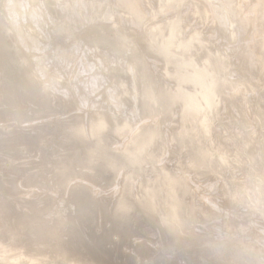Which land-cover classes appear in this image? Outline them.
Segmentation results:
<instances>
[{
	"label": "bare ground",
	"instance_id": "bare-ground-1",
	"mask_svg": "<svg viewBox=\"0 0 264 264\" xmlns=\"http://www.w3.org/2000/svg\"><path fill=\"white\" fill-rule=\"evenodd\" d=\"M145 1L149 9L145 7L144 0H0V79L7 82L18 75L28 80L26 83L31 82L29 84L35 89L41 85L43 90H49L57 97H72L78 108L93 114L90 128L86 119V127L83 125L84 117L75 125L74 137H79V142L87 141L84 128H87V136L100 137L103 130H108L123 139L122 144L113 149L106 147V143L101 144L104 151L94 157L91 152L95 150H90L91 158L85 160V165L80 159L78 166L75 163L68 166L69 163H66L68 168L65 166L55 171L50 161H45L49 166L43 163V168L54 169V172H48L49 179L42 177L43 174L38 171L32 172L33 167L26 169L19 165L18 170L23 169V174L14 167L20 178L9 180L5 172H10L11 164L9 168L0 165V179L2 177L4 180L3 184L0 181V187H3L0 188V264H213L207 258L210 254L205 252L203 255L204 251L200 249L204 250L207 244H217L222 250L225 244L230 245L231 237L226 238L227 225L219 221V216L214 218L210 211L196 213L187 206L183 207L186 203L179 196V191L186 189L187 183L194 187L196 179L206 174L225 178L221 187L228 202L227 207L232 204V208L238 202L252 206L249 202L254 197L246 192L253 190L260 203L255 202L252 207L263 215L261 207L264 196L261 190L264 189V172L261 170L264 171V128L260 127L264 126V107L257 100L248 99L255 93V86L249 82V78L236 74L230 68L233 65L229 63L228 54L220 50L211 52L204 37L206 35L198 33V30L190 31L185 24L189 20H185L184 16L188 10L200 15L205 8L210 15L209 24L216 25L219 34H228L229 40L224 43H229L231 48L239 43L241 45L238 30L242 26L255 25L257 39L250 48L253 51V65L256 66L262 58L256 54L255 44H261L264 48V22L256 21L255 16L260 12L264 19V0L263 5L259 4L261 0H254L252 4L248 0H159V6L155 5V0ZM243 2H248L247 8L251 11L248 20H245L248 16L244 15L245 19H239L240 15L236 12ZM237 11L242 12L241 9ZM75 28L80 41L75 42L70 51L62 52L53 40L55 33L65 31L66 37H70L74 35ZM229 47L224 48L229 50ZM56 48L60 50L56 51ZM143 49L165 63V76L173 83L166 85L155 81V75L148 67L150 61L147 63L140 56ZM53 70L56 71L55 76ZM125 70L143 78L141 90L136 87L137 84L133 91L127 89L128 82L121 77ZM238 92L243 93L248 104H238L241 97ZM98 96H101L100 99ZM127 99L132 101L142 116L148 113V107L159 112H154L158 118L151 119L153 121L150 128L147 127V132L138 128L143 122L140 114L132 109L125 112ZM258 103L260 105L256 107ZM222 105H225L226 111L230 107L235 108V113L230 112L225 116ZM246 110H253L254 117H247ZM173 114L179 116L181 121L168 133H171L174 145L186 142L177 147L183 148L181 153L185 157L178 156L177 165L168 166L166 156L162 155L174 145H165L168 139L166 134L162 138V134L166 133V121L163 120L169 115L173 117ZM21 115L19 111L12 115L18 127L22 123ZM236 127L243 131L237 133L234 131ZM136 129L139 130L132 135ZM258 132L261 140L257 146L262 148L260 152L263 154L262 157L258 154L262 162L260 170L252 164L253 161L251 164L247 161L249 165L245 168L250 173H246L245 177L239 176L232 169L235 166L231 168L228 165L233 151L227 144L232 141L236 150L242 142L244 147H249ZM226 140L230 141L225 143ZM217 142L220 151L214 149V146H218ZM21 147L27 146L22 144ZM239 147V151L244 150ZM43 151L50 152L47 148ZM239 153L245 156L244 151ZM43 156L51 157L49 153ZM157 160L159 163L163 161L169 169L159 168L158 173L155 171L157 175L152 176L149 171L157 168L151 164ZM98 162L106 163V169L100 171ZM186 164L198 169L196 179L193 174L182 179L171 173L175 171L174 167ZM145 165L151 169H142ZM107 169L116 171L114 178L108 180L111 184L109 187L114 191L106 193V203L111 201V208L96 198L102 188L92 181ZM242 169L243 166L238 170ZM135 174L141 179L131 180ZM102 177V180H107V176ZM11 190L15 193L11 194ZM197 190L196 193H199ZM202 200L206 199L198 198V203L204 208L207 200L206 203ZM183 208H186L185 212ZM236 208L234 206L233 210H229L232 212L227 214L230 227H233L232 219H240L244 214ZM148 212L152 218H149L151 215ZM198 217L207 226L211 225L197 228L202 225V221H196ZM210 219H219V222L216 224ZM209 231L215 234L211 235ZM240 232L238 230L239 235ZM245 240L236 243L240 246L246 244L252 249L255 242L252 237L248 242ZM263 245L254 248L259 252L264 249Z\"/></svg>",
	"mask_w": 264,
	"mask_h": 264
},
{
	"label": "rangeland",
	"instance_id": "rangeland-1",
	"mask_svg": "<svg viewBox=\"0 0 264 264\" xmlns=\"http://www.w3.org/2000/svg\"><path fill=\"white\" fill-rule=\"evenodd\" d=\"M252 1H254V0H248V2L250 4H252L251 3ZM255 1H257V0H255ZM145 2L146 1L144 0V5L146 4ZM188 2H191V0H188ZM248 2H243L240 5V8H238L239 10L240 9L242 10L241 14H240L239 11H237L238 9L236 10V12L239 13L238 15H240L239 19H241V20L245 19L246 16H248V17H246L245 20L250 19L251 11L250 12L248 11V10H250L249 8H247V3ZM154 3H155L156 6L160 5L159 0L158 1L155 0ZM260 3H261V5H263L262 0L259 1V4ZM253 5H254V3H253ZM185 6H187V5H185ZM145 7L147 8V5H145ZM203 8H204V6H203ZM147 9H149V8H147ZM246 10H247V12H246ZM189 11L190 10H188L189 14L187 13L184 16L186 18L185 20H189L187 22L185 21L186 27H188V29H190V31L198 30L199 31L198 33L203 34V36L206 35L207 37L206 36H204V37H205L206 41L208 42L209 49H210L211 52H216V51L218 52L220 50L221 53H222V51H224V53L226 52V54H228L229 59H230L229 63H230V65L231 64L233 65V66L231 65L232 67H230V68L233 71H236L235 72L236 74H238L240 76L242 75L246 79L249 78L248 79L249 82L252 85L255 86V90H253L255 93H253V94L251 93L252 95L248 99H251V100L253 99L254 101L257 100V102H259L264 107V83H263L264 82V62H263L264 48L262 49V47L260 46L261 44L256 45L254 43L255 47H256L255 49H256V52H257L256 54L257 55L259 54L260 55L259 57L262 58L259 61L260 63L258 65H256V66L253 65L254 64V59L251 57V54H252L253 51L251 52V48H250L251 43L254 41V39L255 40L257 39L256 38L257 37L256 34H254V32L256 31V26L252 25V24H250V25L248 24L246 26L245 22L243 21L244 23L243 22L242 23L245 24V26H242L241 30L240 29L238 30V36H239L240 39L242 38V40H240L241 41V45L239 43V45H235L234 48L233 47L231 48V47H229V43L228 44H227V42L224 43V41L229 40L228 34L227 33H224V35H222L221 33L219 34L218 31H217L218 27L216 25L212 24V23L209 24L210 21L208 20V17L210 15L208 16L207 11H205V8L203 10H201L204 13L201 12L200 15H195L194 13H190L191 11L190 12ZM259 13L255 16L256 17L255 18L256 21H260V22L263 21L264 22L263 13H260V14ZM191 14H192V16H191ZM231 15L234 17L233 14H231ZM197 16H198V18H197ZM246 23H248V22H246ZM75 30H76V33H75ZM75 30L73 31L74 35L70 36V37H66L67 35L65 34L66 33L65 31H63L61 33L58 31L59 33L58 32L55 33L53 40H54V42L56 44L59 45V48L61 49V51L63 50L62 52L70 51L69 49L70 48L72 49V47H74L75 42L80 41V39H78L76 37V35L78 34L77 33L78 30L76 28H75ZM223 44H225V45H223ZM231 44H233V43H231ZM221 47H222V50H221ZM224 47H226V48L229 47V50L225 49ZM60 49L56 48L55 50L57 51V50H60ZM141 51H142V53L140 54V56L143 57L142 59L144 61H146L147 63L150 61L148 63L149 64L148 67H150L149 68L150 72L154 73L155 81L159 82V84L163 83V84H166V85H170L171 83H173V82H171L172 79H168V77L165 76L166 75L165 74V68H166L165 67V63L163 61L158 60L157 58L153 57L152 55H149V53H147V51H145L144 49L141 50ZM146 55H147V57H146ZM68 56L71 57V55H68ZM159 62H161V63H159ZM69 70H71V68ZM125 71H123V73L121 74V77H122V79H124V82H128L127 83L128 84L127 85V89L129 88L130 91H133L134 85L137 84L136 87L141 90L142 89L141 86H142V83H143V78H141L140 76H134V75H132V73L128 72L127 70H125ZM240 71H242V72H240ZM235 73H232V75L235 76ZM52 74L55 76L56 71L53 70ZM257 78L260 79V80H258ZM26 82H28V80H24V79H22L21 76H18V75H16L15 77H12V79L10 81H7V82L2 81V79H0V165L3 166V167L9 168V165L11 164V167L9 169L10 172H5L6 179L10 180V178H13V177H14V179L20 178L18 173L21 172L23 174V169H21V171L18 170L19 169V165H20V168H26V169L27 168L31 169L30 167H33L35 169H31L32 172L38 171L40 174L41 173L43 174L42 177H46V178L49 179V175H50L49 173L54 172V169H52V171H50V170L47 169V167L43 168V165H42L43 163L47 164L50 161V164L54 168H56L55 171H58L59 169L62 170L64 168H66L65 167V166H67L66 163L67 164L69 163L68 166L70 165V163L71 164L75 163V165L78 166L79 165L78 162L81 161L80 159H82L81 163L83 162V164L85 165V162L87 160H90V158H91L90 155L91 154H92V157H94V155H96L97 153L101 154L104 151L103 147H100L101 144H103V143L105 144L106 143L105 146L108 147V148H111V149H113V147L116 146V145L122 144L121 141L123 139L117 137V135L113 134V132H110L108 130H103L99 134V135H101L100 137H97L98 135L97 136L93 135L92 136L93 138H92L91 136H87V128L85 129L84 127H83L84 128V133H85V137H86L87 141L86 142H84V141L83 142H79L78 140H80V138L78 137L79 138L78 139L77 137H74V135L76 136V134H74L73 129H74L75 125H77L78 122L80 121V118H83V117H84L83 118V125L84 126L86 125V122H85V119H86V121H88L87 122V126L90 128L89 125L91 123L90 122L91 121V116L93 114L92 113H88L87 110H85L83 108H78L76 106L75 102L72 100V97H70V96L68 98H62V97L59 96L60 97L59 98L55 94H53L51 91L46 90V89L43 90V87L41 85L39 86L38 89H35L34 86L29 84L31 82H29V83H26ZM130 83L131 84L133 83V84L131 85ZM130 85H131V87H130ZM64 87H67V86L64 85ZM40 92H42V93H40ZM238 93H239V96L242 97V98L239 97L238 104H242V102H243V105L248 104L247 103L248 99L244 98L245 96L243 95V93L242 92H238ZM100 97L98 96V99H100ZM58 101H59V103H58ZM244 102H245V104H244ZM224 103H225V101H223V104ZM259 103H258V105H256V107L260 105ZM47 104H48V106L46 107ZM132 104H133L132 101L127 99V102H126V105H125L126 106L125 107V112H128L130 109H132L135 113L137 112L136 114H140L141 118H143V120H142L143 122L139 124L138 128H140V131H142V132H147L148 128H150V126H151L150 125L152 123L151 121H153L151 119H154V118L157 119L158 117L156 118V116H157V114H159V112L155 109V111H157L158 113L156 114V116H154L155 115V113H154L155 111L153 109H151V107H150V109L153 110V114H152L151 113L152 111H150V109L148 107V111L147 112L149 114L147 113V114H145V116H142L141 115L142 113L141 112L138 113L137 109L135 108V105H132ZM132 106H134V107H132ZM224 106L225 105H222V108ZM42 108H44V109H42ZM223 109H224V111L222 110V113L225 116H227V113L229 115L230 112L235 113V108L233 109V107H230V110L228 109L227 111H226L225 107ZM18 111H19V113L23 114V115H21V118H20V119H22L21 120L22 123L20 125L21 128L18 127L19 125H16L17 123L14 122V116H12L13 113L18 112ZM25 111L27 112L26 114L23 113ZM246 114H247V117H249V116H251V118L254 117L253 116V110H251V111L246 110ZM85 116H87V118ZM236 117L239 118L242 121L241 117H238V115H236ZM20 119H19V121H20ZM163 121L164 122L166 121L165 125L163 124L165 126L164 127V130H165L164 132H166V133H164V134L161 133V134H162V138H163V135L166 134V136H167L166 138L168 139V142L165 141V145L168 147V145H174V143L172 141L171 133H168V132L169 131H173V128L177 127L179 125L181 119H179V116H175L173 114V117H172V115H169V116L165 117V119ZM173 124H174V126H173ZM170 125H171V127H170ZM96 126H98V125H96ZM166 127H167V130H166ZM261 128L263 129L264 126L260 127V129ZM137 130H139V129H136L132 133V135H134L135 132H137ZM250 130L251 129H249V131ZM234 131H236L237 133H241L243 131V129L241 130L238 127H236L234 129ZM252 132L253 131L251 130V133ZM89 134H90V132H89ZM253 134H254V132H253ZM257 134L258 135H255V137H254L255 141L252 142V143L249 142L250 144H252V145H249V147L248 146L244 147L245 144L243 142H242V144H239V146L240 145L241 146L240 147L238 146V147L239 148L242 147L244 149V150H240V151H239L238 147H237L238 151L236 150V147L235 148L233 147L234 145L231 144L232 141L231 142H229L230 140L229 141H227V140L225 141V143L229 142V144H227V145L231 148V151H233L232 152V156L230 158L231 161H229L230 164L228 163V165H231V168L233 166H235L236 168L238 167L237 169H235V167L232 168V169H234V172L236 171L237 172L236 174H238L239 176L245 177L246 173H250L249 170H248V172H246L247 169L245 167L249 165V163L247 161H250V164L252 163L251 161H253L252 164L255 165L257 170H260L259 165L261 166L262 162L259 161L258 154H260L259 156L262 157L263 154H264V151L262 152L263 153L262 154L260 152V151H262V148H259V146H257V142L260 143V140H261V138L258 137L259 136V132ZM168 135H170V136L168 137ZM75 138H77V140H75ZM256 138H258V139H256ZM101 140H102V142H101ZM95 141H97L99 143H97ZM126 142H128V140H126ZM184 143H186V142L182 141V143H180V144L183 145ZM22 144H26L27 147L26 148L21 147ZM98 144H100V145H98ZM180 144L177 143L176 145H174L175 148L173 146V147H171L170 150L168 149L169 152L164 150L165 152L163 153L162 156H166V158H167L166 160H168L166 163H167L168 166L177 165L176 161H177V157L178 156H182V158L185 157L184 153H181V152L184 151L183 148H180V149L177 148ZM217 144H218V146H216V147L214 146V149H216L217 151H220L219 150L220 149L219 148L220 144L218 142H217ZM237 145H238V143L236 142V146ZM46 146H48V147H46ZM46 148L50 152H44L43 150H45ZM256 148H258V149H256ZM100 149H102V151ZM90 150L91 151L95 150L96 153L93 154L95 151L91 152ZM177 150H180V151H177ZM235 150H236V152H235ZM110 151H112V150H110ZM241 151L245 152V156L246 157L245 156H241L240 153L238 154V152H241ZM90 152H91V154H90ZM246 152H247V155H246ZM42 153L43 154H45V153L48 154L49 153L50 156H51L50 159L45 158ZM242 157H245V158H242ZM261 157H260V160H261ZM70 158L72 159V161L70 160ZM248 158H250V160ZM13 159L16 160V161H12ZM65 160H66V162H65ZM60 161L63 162V163L65 162V164L60 163ZM238 161H240V162H238ZM159 162H160L159 160H157L154 163L152 162L151 166H156L155 168H157V169L153 168L152 170L149 171L152 176L157 175L158 171L160 169H163L162 167H164L165 170L169 169L167 166H165V163L163 161L161 163H159ZM187 162H188V160L186 161V163ZM21 164H24V165L21 166ZM97 164H98V167H99L100 171L106 169L105 168L106 165H107L106 163L98 162ZM233 164H235V165H233ZM61 165H63V166H61ZM68 166H67V168H68ZM242 166L244 167L245 170L244 169H242L241 171L238 170L239 167H242ZM14 167L16 168L15 169L16 171H19L18 173L15 172V170L13 169ZM175 168L178 169V170H176ZM142 169H151V168H149V166L145 165ZM173 169H175V171L172 170L173 172H171V173L176 174L177 177H180L182 179L187 177V176H189V175H192V174L195 177V174L198 171V169H196L194 167L193 168L190 167L189 164H186L185 166H183V165L180 166L179 165L177 167H174ZM155 171H157V173ZM0 172H1V170H0ZM30 172H28V173H30ZM261 172H264V171L261 170ZM115 173H116V171H114V170L110 171V170L107 169V171H104L103 174H102V176L104 175V177L107 176V178H105L107 180H102L103 177L101 175H100L101 177L100 176H95L92 179L93 184H95V185L97 184L98 187L102 188L101 191H99L98 194L96 195V198L99 201L103 200L105 202V204L109 205L108 206L109 208L112 207V205H111L112 202L108 201V203H106L107 202L106 198L108 197V195L106 193L111 194L112 190L114 191V189L109 187V185H111V184H110V182L108 180H111L112 178H114ZM145 173H148V172L145 171ZM98 174H100V173H98ZM148 174H147V177H148ZM146 178H144V179H146ZM134 179H141V177L138 176L137 174H135V175H133L131 177V180H134ZM195 179H196V177H195ZM220 179H221V176L219 177V175H217V177H214L212 174H206L204 176L202 175V176H200V178L196 179L197 182L194 185V187H196L198 189L197 191L199 193H196V188H194L193 184H191V183H187L188 184L187 188L186 189H182L181 191H179L180 199L183 200V202L186 203L185 205H183V207L187 206L186 207L187 209H189V210L192 209L191 211H193V212L195 211L196 213H198V212L201 213L202 212L201 210H203V212H207V213H209V211H210V213L214 214L213 215L214 218H217V216H219V219H221V220H219V219H214V220L210 219L212 222L217 224L220 221V222H223L224 224L226 223V225H227V228H225V229H227L226 230V233H227L226 236L227 237L226 236L225 237L226 238H228V237L230 238L231 237L229 239L230 240L229 243H231V244L230 245L229 244H225L223 250L221 248L217 247L218 246L217 244L215 246L207 244L206 246H204L205 247L204 250L200 249V250L204 251V253H202V254L205 255V252L210 254L209 256L207 255V258L210 261H212L213 264H264V249L261 248L263 250L262 251L259 250V252L257 251V249H255L257 246L260 247L261 245L264 244V235L261 236L262 232L264 230V227H263V225H264L263 224L264 204L261 207V210L263 211V213H262L263 215H260L258 213L259 211L255 210V207H252V206H254L253 204H255V202L260 203V201L257 198L256 194L253 192V190H251V192H246V194L249 193L250 197H252V196L254 197V198L252 197L254 200L253 201L251 200L252 202L251 201L249 202V204H252V206L245 205V204H240V202H238V203H235L237 205L234 204L232 206V208L230 207L232 204L228 205V207L231 208V209H229L226 206L227 203H228L227 201H225V200H227L226 197L224 199L225 195H224V193L222 191L223 187H221L222 179H225V178L222 177V179L221 180ZM228 180H230V179H228ZM0 181L3 184L4 180L2 179V177H1ZM5 182H8V180L5 181ZM210 182H212L211 185H209ZM16 187H17V185H16ZM0 188L3 189V187H0ZM11 191H12V192H10L11 194L15 193L14 190H11ZM187 193L189 194V196H188ZM236 193H238V192H236ZM261 193L264 196V189L261 190ZM262 194L260 195V197H262ZM92 195H93V197H95L94 193H92ZM201 197L205 198L207 200V204H205L204 208H203L202 205H200L198 203V198H201ZM114 198H116V197H114ZM262 199L264 200L263 197H262ZM262 199H261V201H262ZM206 200H202V202L206 203L205 202ZM188 203L191 204V205H189ZM209 203L212 206H215V207H212ZM98 206H101V205L98 203ZM234 206L237 207L236 208L237 210H239L240 212H242L244 214H242L243 216L239 217L240 219H238V218L232 219L233 227L232 226L230 227L228 225V223H230V222L227 221V219H229L227 217V214L232 212V211L229 212V210H233ZM247 206H249V207H247ZM186 208L185 209L183 208L184 212H185ZM214 208H216V209H214ZM101 209H103V206H101ZM251 210H253V211H251ZM148 214L151 215L149 218H152V214L149 213V212H148ZM221 215H223V216H221ZM118 216H120V215H118ZM153 216H154V214H153ZM210 216L212 217V215H210ZM184 217H185V215H184ZM154 218H156V217L154 216L153 219ZM197 219L198 220H196V221L200 220L199 223H201V221H202V223H201L202 225L198 224L200 226L197 225L198 226L197 228H201L202 229V227H208V226L211 225V224L210 225L208 224V226H207L206 224L203 223V219H201V218L199 219V217ZM222 219H224V220H222ZM236 220H238L237 223H235ZM91 227H93V225ZM229 227L231 229H229ZM246 227H248L249 229L246 230ZM214 229L215 228H213V230ZM238 230L241 231L240 235L238 233ZM209 232L208 233L211 234V235L215 234L214 231H209ZM228 233H229V235H228ZM234 233L235 234L237 233V234L235 235ZM251 237L255 241L254 243L252 242L253 243V248L252 249H249L246 244H243V245L240 246V245H238V243H236L238 240H245L246 238H247L246 239L247 241L246 240L245 241L248 242V241H250ZM200 238H202V237L200 236ZM232 239H234V240L231 242ZM218 243L220 244L221 242H218ZM262 247H264V245ZM206 249H207V251H205ZM200 250H197V252H199ZM181 255H183V254L181 253Z\"/></svg>",
	"mask_w": 264,
	"mask_h": 264
}]
</instances>
